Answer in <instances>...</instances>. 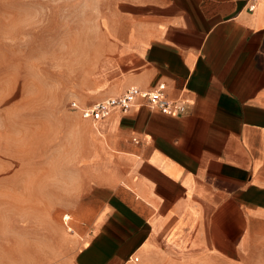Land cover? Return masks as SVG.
<instances>
[{
    "label": "crops",
    "instance_id": "obj_1",
    "mask_svg": "<svg viewBox=\"0 0 264 264\" xmlns=\"http://www.w3.org/2000/svg\"><path fill=\"white\" fill-rule=\"evenodd\" d=\"M245 2H106L93 90L163 82L188 110L137 98L87 120L90 214L59 246L23 227L0 235V264H264V0Z\"/></svg>",
    "mask_w": 264,
    "mask_h": 264
},
{
    "label": "rangeland",
    "instance_id": "obj_2",
    "mask_svg": "<svg viewBox=\"0 0 264 264\" xmlns=\"http://www.w3.org/2000/svg\"><path fill=\"white\" fill-rule=\"evenodd\" d=\"M106 2L0 0V235L23 227L59 246L90 214L95 130L70 102L111 96L93 90L106 70Z\"/></svg>",
    "mask_w": 264,
    "mask_h": 264
},
{
    "label": "built area",
    "instance_id": "obj_3",
    "mask_svg": "<svg viewBox=\"0 0 264 264\" xmlns=\"http://www.w3.org/2000/svg\"><path fill=\"white\" fill-rule=\"evenodd\" d=\"M262 0H246L245 8L252 12ZM165 83L161 82L153 90H141L137 87H130L123 93L115 96H108L92 102L87 106H79L76 101L70 102V106L79 110L82 118L94 124L107 118L115 110L126 111L137 98L143 100L151 108L164 112L170 116H180L187 112L189 101L187 99H171L165 93ZM134 142H137L134 140Z\"/></svg>",
    "mask_w": 264,
    "mask_h": 264
},
{
    "label": "bare ground",
    "instance_id": "obj_4",
    "mask_svg": "<svg viewBox=\"0 0 264 264\" xmlns=\"http://www.w3.org/2000/svg\"><path fill=\"white\" fill-rule=\"evenodd\" d=\"M65 219H67V218H65Z\"/></svg>",
    "mask_w": 264,
    "mask_h": 264
}]
</instances>
